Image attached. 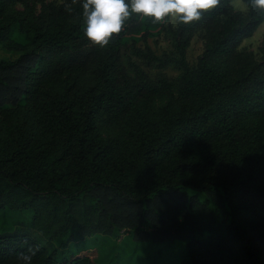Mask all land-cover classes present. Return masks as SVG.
<instances>
[{
    "label": "trees",
    "instance_id": "1",
    "mask_svg": "<svg viewBox=\"0 0 264 264\" xmlns=\"http://www.w3.org/2000/svg\"><path fill=\"white\" fill-rule=\"evenodd\" d=\"M82 3L0 0V46L18 54L0 60V264L30 245L33 264H104L73 243L124 231L182 241L177 264H264V56L239 49L264 13L222 0L175 27L133 14L101 48L84 35ZM161 33L172 49L157 56L146 39ZM127 39L177 75L124 66ZM23 213L46 245L11 225Z\"/></svg>",
    "mask_w": 264,
    "mask_h": 264
},
{
    "label": "rangeland",
    "instance_id": "2",
    "mask_svg": "<svg viewBox=\"0 0 264 264\" xmlns=\"http://www.w3.org/2000/svg\"><path fill=\"white\" fill-rule=\"evenodd\" d=\"M51 1L61 3L66 0H15V3L16 7L19 9H22L25 5L33 4L37 11H40L43 4ZM231 5L233 6V0H231ZM233 8L241 13H246V9L241 10L243 9L242 4L237 3ZM172 23L174 24L175 22ZM146 43L157 56L167 53L172 49L170 41L163 33L147 37ZM133 47L143 50V41L138 40L137 42H133L131 39L125 41L121 51V61L124 66L127 65L128 61L135 62L151 79L154 80L160 75H165L168 78H174L177 75V72L171 68L157 69L153 65L146 64L142 59L131 54V49ZM239 49L253 53L257 60H260L262 56H264V22L251 37L243 40ZM202 51L203 41L199 34H195L187 50V61L190 66L196 64ZM17 58L18 54L8 52L0 46V60L14 61ZM26 218L27 214L23 213L18 219H12L9 222L14 227H19L26 233L31 234L41 244L46 245L43 239L35 232L22 226L23 223H25ZM18 222H20V224H17ZM183 244L182 241L175 242L173 246L172 244L165 245L162 243H136L126 231L120 233L117 237L115 235L109 237L95 236L85 241L73 243L75 248H82L89 251H94V249H96V252L101 256V263L104 264H123L125 261H129L127 264H177L181 257Z\"/></svg>",
    "mask_w": 264,
    "mask_h": 264
},
{
    "label": "clouds",
    "instance_id": "3",
    "mask_svg": "<svg viewBox=\"0 0 264 264\" xmlns=\"http://www.w3.org/2000/svg\"><path fill=\"white\" fill-rule=\"evenodd\" d=\"M72 3H77V0H72ZM221 3L222 0H83L84 35L90 43L104 48L124 30L125 22L133 14L151 18L154 23L167 20L190 24L201 21L205 13ZM237 3L243 5L241 10L264 13V0H233L234 7ZM66 10L71 12L73 9L66 5ZM39 251V245H30L26 252L18 255L19 264H33V258Z\"/></svg>",
    "mask_w": 264,
    "mask_h": 264
}]
</instances>
